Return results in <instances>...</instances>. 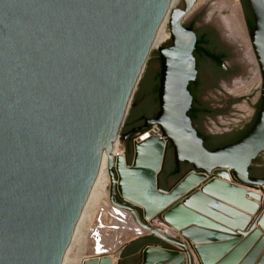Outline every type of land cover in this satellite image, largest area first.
Instances as JSON below:
<instances>
[{"label": "water", "instance_id": "95a60500", "mask_svg": "<svg viewBox=\"0 0 264 264\" xmlns=\"http://www.w3.org/2000/svg\"><path fill=\"white\" fill-rule=\"evenodd\" d=\"M172 1L0 0V264H63ZM195 2L180 0L171 10L172 45L158 49L160 109L150 123L159 125L162 136L152 142L149 125L122 134L126 139L144 130L120 178L110 166V197L144 228L150 229L145 213H164L163 219L179 228L198 225L187 235L203 243L197 247L203 264H239L247 251L240 264H264V254L257 259L264 238L254 244L259 231L246 236L231 253V231L210 220L231 227V219L210 208L219 205L218 169L230 168L240 184L259 186L264 192V178L250 177L249 172L264 153V0H248L254 25L247 24L262 75L260 108L259 98L246 135L213 150L205 147L189 115L193 97L188 86L197 77V37L182 21ZM241 4L247 23L242 0ZM204 11L193 19H201ZM203 26L213 30L222 50L235 47L224 43L213 25ZM230 55L228 60L237 56ZM231 65L241 73L240 64ZM242 97L246 96L238 98ZM225 133L217 135L222 138ZM167 143L176 167L186 162L192 170L163 189L159 177ZM127 197L144 207V213L139 207L141 216ZM152 233L188 253L185 244L155 228ZM176 252L147 246L140 252L141 264Z\"/></svg>", "mask_w": 264, "mask_h": 264}, {"label": "rangeland", "instance_id": "374dc122", "mask_svg": "<svg viewBox=\"0 0 264 264\" xmlns=\"http://www.w3.org/2000/svg\"><path fill=\"white\" fill-rule=\"evenodd\" d=\"M220 1L221 0H197L192 11L185 18V21L187 20L188 22L192 20L205 8L204 13L201 15L202 22L199 23V27L204 24L213 25L219 32L224 43L235 46L230 49V51L236 53L237 56L228 60V63L230 65L234 62L240 64L242 71L231 78L230 84L224 86V91L220 90V94L215 95L218 102L224 100V98L229 94L235 97L253 94L249 97L250 103L246 97H242L236 104L233 105L231 109H228L226 113L218 115L216 121L222 126H220L213 119L203 122V129L207 133L213 134L225 133L230 129L233 131V129L240 128L246 121L252 119L255 114L254 105L261 96L262 88V75L259 64L257 60L254 59V55V58L246 55L247 47L238 40L233 39L223 25L222 19L226 14H228V11L215 9L216 4ZM242 15L249 34L243 7ZM165 43H163L162 46L165 45ZM160 69V53L158 48H156L151 52L145 70L142 74V78L134 94L132 103L135 104V106L131 104L125 123L119 132V139L117 143L123 144L124 154L128 157L130 162L134 156V141H136L137 137H139L144 130L138 129V131H135L131 136H129L131 139H128V137L123 139L121 137L123 133H126L133 128V123L144 108H152L154 106L156 92L151 91V89H154L155 87L154 82L152 81V76L157 75L156 73H158ZM242 83L245 85L247 84L248 86H245ZM210 97L213 96L208 95L206 98L209 99ZM155 128L156 125H153L149 130ZM215 178L219 183L220 191L218 193V197H216V199L219 200V205L214 206V210L212 207V210L217 212L221 218H225L226 220L231 218V234H233L231 235V242H234L235 245L231 246V253L245 240V232L250 233L252 231H259L260 235L258 239L255 240L254 244L260 242V239L264 238V229L262 227V222H264V206L258 204V201L260 200L258 195L256 196L251 194L248 190H246H257L258 188L255 186L249 187L241 185L234 179L229 178L222 173H218ZM115 201H117L116 198ZM101 203H103V201H101ZM107 207L110 211H102L99 216L100 219L98 218L99 221L95 223L94 226H89V242H94V251L92 250V255H95L93 256L94 258L89 260L86 264H113V260L115 264H141L142 256L140 253L127 256L126 258V255H124V251L126 249L125 247L130 244L136 246L134 244H138L140 240L154 237V235L149 232H141V228L134 221L128 210L119 208L113 203L109 204ZM159 220H161V222ZM152 225L170 236L176 235L178 238H186L185 236L178 234L172 227H170L169 224H167V222L164 221L163 218L155 219V222L153 220ZM243 226L245 227L241 228ZM130 233L135 235L132 238H129V240H124L125 236ZM234 235H236V237ZM156 240L161 239L156 237ZM128 242L130 243L127 244ZM186 242L189 245V240L187 238ZM125 244L127 245L124 247ZM249 252L250 251H247L240 257L239 264L248 257L247 255ZM263 254L264 246L257 259L259 260ZM193 257L194 255L192 254V258ZM194 259L197 262L196 264H200L196 257H194Z\"/></svg>", "mask_w": 264, "mask_h": 264}, {"label": "flooded vegetation", "instance_id": "af4514ba", "mask_svg": "<svg viewBox=\"0 0 264 264\" xmlns=\"http://www.w3.org/2000/svg\"><path fill=\"white\" fill-rule=\"evenodd\" d=\"M201 19L195 18L187 22V20L183 21V25L187 26L194 30L197 41L195 45V49L193 51V55L196 60V69H197V77L195 81L190 82L188 89L193 97L192 107L190 109V115L193 117L192 122L193 125L196 127L199 136L203 138L204 145L206 148L213 150L218 147H222L225 145H229L241 137L245 135V133L249 130L251 125L254 122V119H250L245 122L240 128L233 129L231 134V129L228 130L227 133L222 134V138H219L217 134L207 133L203 129V122L209 119L216 120L218 115H222L225 113L226 110L231 109L234 104H236L240 98L231 96L230 94L218 102L215 95L220 94V90H224V86L230 84V80L232 77L236 76L238 73V66L230 65L228 63V58L230 55V50H222L219 44L215 43L213 30L209 27L201 26L199 27V23H201ZM200 39L203 40V45H199ZM172 45V37L165 43V46L169 48ZM221 55L220 57H218ZM218 57V58H217ZM208 95H212L207 99ZM261 96H262V88H261ZM261 96L259 101V108L261 104ZM249 99V96H246ZM154 106L152 108H144L142 112L139 114L135 122L133 123L134 128H141L146 125H149L151 128L150 121L156 117L160 105L158 99V92L155 94L154 99ZM258 108V110H259ZM257 110V111H258ZM190 116V117H191ZM131 139V137H128ZM249 168L250 177H259L264 178V159L262 156H259ZM192 170V166L186 162L180 163V168L176 167V162L174 159L173 148L169 145L165 157L164 167L160 173L159 181L160 187L163 189H169L174 186L178 181L187 175ZM115 198L119 202V196L115 195ZM138 215L141 216V210L135 208ZM161 222V220H159ZM175 229V228H174ZM177 233L179 232L180 235H183V232L175 229ZM165 233V232H164ZM163 234V233H162ZM154 237L151 238H144L142 240H146L147 243L143 244L141 240L138 244H134L136 246H143L139 251L134 254H139L144 248L147 246H157V247H164L168 249L177 250L176 253H182L184 251L179 244L168 242L159 236L153 234ZM156 237L160 238L161 240H156ZM180 237V236H179ZM172 239H175L187 247L188 256L196 257L198 260L197 253L194 252V249H191V245H196L191 240H189V245L186 242V238H178V236H172ZM133 246V244H130ZM129 246V245H128ZM190 246V249H189ZM183 249V251H181ZM197 252V251H196ZM192 253V254H190ZM192 258L193 264H196V260ZM184 259H181V264H184ZM200 262V260H199ZM124 264V263H123Z\"/></svg>", "mask_w": 264, "mask_h": 264}, {"label": "bare ground", "instance_id": "6f19581e", "mask_svg": "<svg viewBox=\"0 0 264 264\" xmlns=\"http://www.w3.org/2000/svg\"><path fill=\"white\" fill-rule=\"evenodd\" d=\"M179 1L180 0H173L172 1L170 9H169L164 21L162 22L157 34H156L155 40H154L152 48H151V52L153 49H156V48L159 49V47L162 46L163 43L167 42L172 37L171 36V30H170V24H169L170 13H171V10L177 5V3ZM195 3H194V5H195ZM194 5H193V7H194ZM193 7L188 12V14L192 11ZM215 9L228 11V14H226L222 19L224 27L227 29V31L229 32V34L231 35V37L233 39L238 40L240 43H243V45H245L247 47V52L245 51L246 55H248L249 57L250 56L253 57V55H254L255 58L254 57L253 58L256 59L258 62V59H257L256 53H255L251 38L249 36L250 34H248L247 29H246L245 20H244L243 15H242V7H241L240 0H221L219 3L216 4ZM188 14L185 16V18L188 16ZM184 19H183V21H184ZM163 46H165V45H163ZM258 64H259V62H258ZM259 68H260V65H259ZM144 70H145V68L143 69V72H144ZM260 71H261V69H260ZM143 72H142V74H143ZM142 74H141V76H142ZM242 84H244V83H242ZM138 85L139 84H137V86L134 89V92L130 98L129 104L127 106V110L125 112V117H124V119L120 125V130L125 123L126 117L128 115V112H129V109L131 107L132 100H133V97H134V94L137 90ZM155 125H156V128L150 130V132H149V134H150L149 139L152 140V142L156 141L155 138L162 136L161 129H160L159 125L158 124H155ZM118 139H119V134L114 139V141L111 145L110 158H107V157L105 158L103 165H102V168L100 170V173H99V175H98V177H97V179L93 185V188L91 190L89 198H88L86 205L84 207V210L82 212L81 218H80V220L77 224V227L75 229L71 243L67 249L63 264H86L89 260L94 258L93 256L95 254L92 255V252L94 251V242L93 243L89 242L90 237H89L88 230L92 225L94 226V224L99 221L98 218L101 215L100 213L102 211H106V212L110 211V209L107 206L109 204L113 203L111 200V197H110L111 178H110L109 168H110V166H112L113 169L116 170V174L118 175L119 178H120V174L124 171V169L128 168V165L126 162L127 156L124 154V146L121 143H117ZM169 145L170 144L167 143V147H169ZM218 170H219V173H222V174L226 175L227 177L232 178L236 181V179L234 178L233 170H231L230 168L224 167V168H220ZM109 182H110V187H109ZM236 182H238V181H236ZM241 185H243V184H241ZM244 186H246V185H244ZM249 187H251V186H249ZM255 187L258 189L257 190L256 189H246V190H248V192L251 194H254L256 196L258 195V198L260 199L258 201V204L264 206V192L261 190V187H259V186H255ZM182 188L183 187L180 186V188H179L180 191L182 190ZM196 188H198V186ZM116 190H117V192H120L118 184L116 185ZM201 190H203V188ZM203 192L207 195L208 194L211 195L210 193L206 192L205 190H203ZM120 194H121V192H120ZM127 199L132 202L134 208L139 209V207H141L139 204L134 202L132 200V198L127 197ZM215 200H218V199L215 198ZM101 201H103V203H101ZM141 209L144 213V210H145L144 207H141ZM213 210H214V207H213ZM129 212L131 213V211H129ZM163 214L164 213H160L158 215L153 216L151 214L146 215V213H145V217L147 218L150 229L141 227L139 224H137L141 228V232L143 231L144 233L145 232L152 233V229L155 228L153 226L154 224L152 225V221L154 220V222H155V219L164 218ZM199 214L201 216H204L205 218L209 219L208 216L202 215L201 213H199ZM131 216L133 217L132 213H131ZM133 219H134V217H133ZM210 220H212V222H217V223L221 224L222 226H224V228L231 231V227H229L223 223H220L219 221H216L215 219L211 218ZM134 221H135V219H134ZM165 222H167V221H165ZM167 224H169L170 227H172L173 229L175 228V229L179 230L180 232H183V234L185 235V237L188 240H191L193 243H196V245H191V248H193L194 252L197 253L198 258L200 260V264H203L199 254H198V251H197V247L203 243L195 242L187 235V232H188L190 227H195L198 225L191 224L189 226L179 228L176 225L170 224L168 222H167ZM244 227L245 226H243L241 228H244ZM262 227L264 229V222H262ZM201 228H203V227H201ZM241 228H237V229H241ZM155 229H157V228H155ZM210 230H212V229H210ZM233 230H235V229H233ZM157 231L159 234L166 236L169 239H172V236L164 233L160 229H157ZM253 232L254 231H252L250 233L245 232L244 236L246 237ZM178 234H179V232H178ZM134 235L135 234L130 233V234L125 236L124 240H129V238H132ZM229 235H233V234H229ZM156 236H158V235H156ZM234 236L236 237V235H234ZM186 249H187V247H186ZM182 251H183V249H182ZM151 254L152 253L148 254L149 258H150ZM161 255L162 256H159L158 259L156 258V260L149 259L147 261V264H181V261L179 263H176V260L179 257H182L184 259V262H183L184 264H189L190 256H188V254L186 253L185 250L182 253H174V254H170V255L162 253ZM191 260H192V257H191ZM113 264H115L114 260H113Z\"/></svg>", "mask_w": 264, "mask_h": 264}, {"label": "trees", "instance_id": "16d2710c", "mask_svg": "<svg viewBox=\"0 0 264 264\" xmlns=\"http://www.w3.org/2000/svg\"><path fill=\"white\" fill-rule=\"evenodd\" d=\"M243 2V5H244V9H245V13H246V16H247V24H248V27L251 28L253 25H254V20H253V15H252V10H251V7H250V4L248 2V0H242ZM203 40L204 39H200V44L199 45H203ZM221 55H219L218 57H220ZM217 57V58H218ZM157 75H153L152 76V81L154 82V89H151V91H155L156 94L158 92V87L160 85V71L158 73H156ZM189 115H190V112H189ZM191 116V115H190ZM191 118H193L191 116ZM255 120V119H254ZM252 126V125H251ZM250 129V128H249ZM249 131V130H248ZM247 131V132H248ZM246 132V133H247ZM245 133V135H246ZM141 242H143V244L147 243L146 240H141ZM143 246H132V245H129V246H126L125 248V251H124V255H128V254H133V253H136L137 251H139Z\"/></svg>", "mask_w": 264, "mask_h": 264}, {"label": "crops", "instance_id": "0c3cea01", "mask_svg": "<svg viewBox=\"0 0 264 264\" xmlns=\"http://www.w3.org/2000/svg\"><path fill=\"white\" fill-rule=\"evenodd\" d=\"M262 157H263V159H264V153L261 155ZM134 254V253H133ZM133 254H128V255H126V258H127V256H132Z\"/></svg>", "mask_w": 264, "mask_h": 264}]
</instances>
